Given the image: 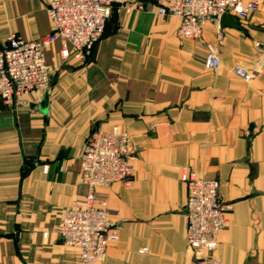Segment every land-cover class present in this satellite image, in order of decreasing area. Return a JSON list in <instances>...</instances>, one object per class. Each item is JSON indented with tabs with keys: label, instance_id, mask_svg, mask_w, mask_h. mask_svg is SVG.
Returning a JSON list of instances; mask_svg holds the SVG:
<instances>
[{
	"label": "crops",
	"instance_id": "1",
	"mask_svg": "<svg viewBox=\"0 0 264 264\" xmlns=\"http://www.w3.org/2000/svg\"><path fill=\"white\" fill-rule=\"evenodd\" d=\"M245 1L263 9L246 21L230 18L219 43L211 24L200 40L181 38L180 20L156 13L164 0H143L144 10L113 13L86 59L63 62L61 44L53 45L50 88L27 106L0 100V264H80L78 250L58 237L62 214L87 194V138L114 126L131 139L133 175L97 191V206L119 228L99 264L192 262L187 171L217 180L231 207L216 257L264 264V0ZM50 33L45 0H0V46ZM207 44L221 60L216 71L205 68ZM235 65L253 80L235 76Z\"/></svg>",
	"mask_w": 264,
	"mask_h": 264
},
{
	"label": "built area",
	"instance_id": "2",
	"mask_svg": "<svg viewBox=\"0 0 264 264\" xmlns=\"http://www.w3.org/2000/svg\"><path fill=\"white\" fill-rule=\"evenodd\" d=\"M142 1L45 0L51 33L37 41L12 36L6 46H0L2 103L9 107L27 106L30 95L47 92L52 72L47 51L53 45L61 44L63 62L72 55L84 60L100 41L113 13L144 10ZM262 9L258 1L164 0L156 13L178 18V35L186 40L202 39L206 25H215L219 29L217 41L221 43L224 16L246 21ZM206 48L205 68L216 71L221 66L217 49L212 44ZM232 72L245 82L253 80V74L241 65H235ZM80 159V182L87 194L82 206L63 212L58 237L64 245L78 250L80 264H99L108 248L119 241V228L111 221L108 209L97 206V191L116 183H129L134 160L131 139L118 126L109 131L96 130L87 138ZM181 180L187 186L184 217L187 247L193 255L190 264H222L215 253L231 207L220 201V183L188 171Z\"/></svg>",
	"mask_w": 264,
	"mask_h": 264
},
{
	"label": "water",
	"instance_id": "3",
	"mask_svg": "<svg viewBox=\"0 0 264 264\" xmlns=\"http://www.w3.org/2000/svg\"><path fill=\"white\" fill-rule=\"evenodd\" d=\"M221 25L222 26H225V25H229V26H232L233 27V20L230 19L229 17L227 16H224L222 19H221ZM47 102H48V99L45 98L44 101L42 102L41 104V107H40V110L42 113H46L47 112ZM62 242V241H61Z\"/></svg>",
	"mask_w": 264,
	"mask_h": 264
},
{
	"label": "trees",
	"instance_id": "4",
	"mask_svg": "<svg viewBox=\"0 0 264 264\" xmlns=\"http://www.w3.org/2000/svg\"><path fill=\"white\" fill-rule=\"evenodd\" d=\"M26 174H27V171L24 170V171H23V176H26Z\"/></svg>",
	"mask_w": 264,
	"mask_h": 264
},
{
	"label": "rangeland",
	"instance_id": "5",
	"mask_svg": "<svg viewBox=\"0 0 264 264\" xmlns=\"http://www.w3.org/2000/svg\"><path fill=\"white\" fill-rule=\"evenodd\" d=\"M142 4H143V2H142ZM144 6V5H143ZM145 9V8H144ZM102 38V37H101ZM51 69H52V67H51ZM53 77H54V75H53ZM53 81H54V78H53Z\"/></svg>",
	"mask_w": 264,
	"mask_h": 264
}]
</instances>
